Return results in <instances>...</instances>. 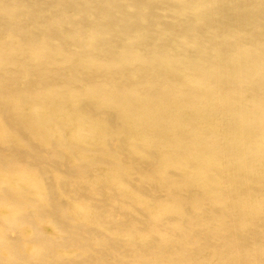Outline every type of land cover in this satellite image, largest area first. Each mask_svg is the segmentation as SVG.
<instances>
[{"label": "bare ground", "instance_id": "obj_1", "mask_svg": "<svg viewBox=\"0 0 264 264\" xmlns=\"http://www.w3.org/2000/svg\"><path fill=\"white\" fill-rule=\"evenodd\" d=\"M0 264H264V0H0Z\"/></svg>", "mask_w": 264, "mask_h": 264}]
</instances>
